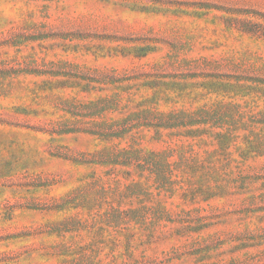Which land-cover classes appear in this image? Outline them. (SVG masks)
<instances>
[{"label":"rangeland","instance_id":"374dc122","mask_svg":"<svg viewBox=\"0 0 264 264\" xmlns=\"http://www.w3.org/2000/svg\"><path fill=\"white\" fill-rule=\"evenodd\" d=\"M258 30L264 0H0V264H264Z\"/></svg>","mask_w":264,"mask_h":264},{"label":"trees","instance_id":"16d2710c","mask_svg":"<svg viewBox=\"0 0 264 264\" xmlns=\"http://www.w3.org/2000/svg\"><path fill=\"white\" fill-rule=\"evenodd\" d=\"M257 26H258L257 24H251V26H250V25L247 26V29H248L249 31L257 32V29H256ZM258 32L264 34V31L258 30ZM105 110H106V109H105ZM204 110H207V109H204ZM148 112H149L148 109L143 108V109L141 110V112H139V113L142 114L141 118H140L139 115H137V114H139V113H136V115L138 116V120H137V121H138L139 124L144 125V126H149V125H150V124L147 122L148 118H147V117H144V115L147 114ZM157 112L160 113V114L163 115V116H166L167 119L170 118V117H171V118H174V115H173L171 112H165V111H163V110H158ZM217 114L220 115V116H216L215 118H226V117H232L229 111L218 112ZM78 115H80V114H78ZM84 115H85V114H84ZM136 115H135V116H136ZM101 120H102V121L100 122L101 124H109L106 120H103V119H101ZM134 121H136V120L134 119ZM135 123H136V122H135ZM154 124L157 125L158 127H169L168 125L164 124V122H163L161 119H157L156 122H154ZM113 126H114V125H113ZM109 129H110L111 131L114 130V128H106V127H103V128H99V129H97V130H96L95 132H93V133H94V134H97V135H100V136H103L104 138H106V137L109 136V135L112 136V134H109ZM114 135H116V136H120V135H118V132H116Z\"/></svg>","mask_w":264,"mask_h":264}]
</instances>
